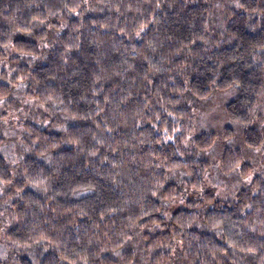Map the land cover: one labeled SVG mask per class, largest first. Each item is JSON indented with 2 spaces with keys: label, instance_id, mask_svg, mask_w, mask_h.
Here are the masks:
<instances>
[{
  "label": "clouds",
  "instance_id": "obj_1",
  "mask_svg": "<svg viewBox=\"0 0 264 264\" xmlns=\"http://www.w3.org/2000/svg\"><path fill=\"white\" fill-rule=\"evenodd\" d=\"M0 264H264V0H0Z\"/></svg>",
  "mask_w": 264,
  "mask_h": 264
}]
</instances>
